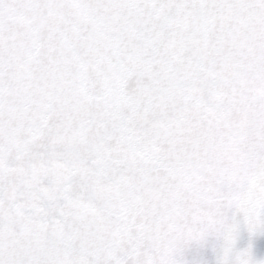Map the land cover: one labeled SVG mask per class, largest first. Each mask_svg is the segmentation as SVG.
I'll return each mask as SVG.
<instances>
[{"label":"snow or ice","instance_id":"obj_1","mask_svg":"<svg viewBox=\"0 0 264 264\" xmlns=\"http://www.w3.org/2000/svg\"><path fill=\"white\" fill-rule=\"evenodd\" d=\"M262 236L264 0H0V264Z\"/></svg>","mask_w":264,"mask_h":264}]
</instances>
